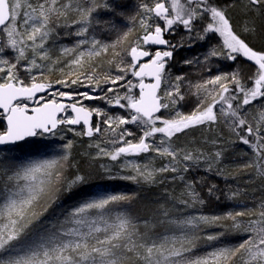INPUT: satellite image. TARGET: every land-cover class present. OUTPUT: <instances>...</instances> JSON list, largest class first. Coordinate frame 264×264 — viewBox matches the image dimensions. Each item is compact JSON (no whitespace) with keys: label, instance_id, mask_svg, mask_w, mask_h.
<instances>
[{"label":"snow or ice","instance_id":"1","mask_svg":"<svg viewBox=\"0 0 264 264\" xmlns=\"http://www.w3.org/2000/svg\"><path fill=\"white\" fill-rule=\"evenodd\" d=\"M60 30L78 39L54 51ZM196 47L198 79L174 75ZM0 125V264H264V0H0ZM94 181L165 203L141 220Z\"/></svg>","mask_w":264,"mask_h":264},{"label":"trees","instance_id":"2","mask_svg":"<svg viewBox=\"0 0 264 264\" xmlns=\"http://www.w3.org/2000/svg\"><path fill=\"white\" fill-rule=\"evenodd\" d=\"M64 30H60V36L55 39V42L53 43V50L55 51L58 49L60 46H68L71 44H75L76 40L78 39L75 36H67L63 34ZM52 43V41H50ZM185 58V56H184ZM56 77L53 76L52 79L54 80ZM130 79H133L135 82L136 79L134 77H129ZM138 91V90H136ZM90 101H86L89 106H96L100 105L97 103H88ZM3 126L0 125V130H2ZM76 152H79V150H75ZM242 157L238 158L239 163H242L243 161L241 160ZM97 165L102 164L101 162L97 161ZM81 166H84V162L81 161ZM199 175H204L203 172H200ZM208 179L219 185L220 187H224L225 181L221 179L220 177H214V176H209ZM247 179V177H241L236 181L233 180H228L227 183L233 187H235L237 184H239L241 187L244 186V181ZM2 183V182H0ZM101 185V187L97 188L95 185ZM116 188L120 191V193L128 194V195H133L135 194V199L128 205H125V207L132 213V215L140 217L141 220L144 219H149L151 220L153 215L156 213V208L158 207L157 201L159 200V203H165L164 195H163V187L164 186H146V185H138L134 184L130 181H122L121 183L118 181H111V182H105V181H94L93 182V190L97 189H103V188ZM177 192H179V189H176ZM249 192H250V197L251 196H259L260 193L259 191H252V186H249ZM5 193L0 187V201L3 199ZM75 201H71L68 197H63L60 203L64 206H69L71 203H74ZM170 206V205H169ZM56 208V205L53 206V209H50L49 212L43 217V219L47 220L53 215V210ZM231 210L230 208V202L224 201L223 198L221 201H216V200H210L208 205L202 209L203 212L209 213V214H221L226 211ZM158 231H162V228H158ZM234 242L238 240L237 237H232L231 238Z\"/></svg>","mask_w":264,"mask_h":264},{"label":"rangeland","instance_id":"3","mask_svg":"<svg viewBox=\"0 0 264 264\" xmlns=\"http://www.w3.org/2000/svg\"><path fill=\"white\" fill-rule=\"evenodd\" d=\"M116 23L121 24V21L117 20ZM123 23H126V22H123ZM98 38H106V36L104 34H101V35H98ZM107 38L114 39L115 38L114 33L111 34L110 36H108ZM213 42L214 43L217 42V39L214 38V41ZM73 45L74 44H71V45H68L67 47H71ZM256 46L257 47L260 46L259 42L256 44ZM200 51H202V49L200 47H196V48H193L191 50L190 49H181V50L175 52L174 53V59H173L172 65H171L173 74L175 75V74L180 73V72H183V71H189L190 72V76L193 78L194 81H195V79H198L199 69L198 68H195V67H193L191 69H184V68L181 67V61L184 59V56L185 57H191L196 52H200ZM239 64L242 65V66H246V62L244 60H240L239 61ZM215 69H216V67H213V70H212L213 73H215L214 72ZM219 70H227V67L225 66V62L220 61V63H219ZM209 74L210 73H204L205 76H207ZM94 102L97 103V104H100V105H96V106H98V107H104V104L101 101H90L88 103H94ZM29 104H30V107L31 106H35L34 105V102H29ZM191 107H192V105L191 104H188L182 110L184 112H188V111L191 110ZM110 111L113 112V113H115V114H121V115H124L125 114L124 110H121L119 108H112V109H110ZM96 120H97V118L95 117L94 122ZM78 127H81V126H78ZM127 127L135 128L134 125H129ZM68 138H71V139H74V140L77 141V145L78 146H77V148L75 150H79V151L81 150L80 147H79L80 143H84L86 145V143L88 141V138H86V137L83 139V141H81L80 138L74 137V136H72V134H68ZM183 139L184 138H182L180 141H177V142L178 143H182L183 142ZM56 143H57V145H59V144H61L63 142L57 141ZM128 159L137 160L139 163H142V164L148 162V157L147 156H142V157H128ZM244 159H246V158L242 157L241 160L243 161ZM98 161L101 162L102 164H108V165H111L112 163H114V162H111L110 160H108L107 158H102V159H100ZM161 163H162V161L159 158H157L156 161H155L156 166H159ZM118 182L121 183L122 181H118ZM95 191L101 192L102 194H113V193H120L121 190L118 191V189H116V188L114 189V188L111 187V188L97 189ZM3 199H4V197H3ZM3 199L0 201V203L3 202Z\"/></svg>","mask_w":264,"mask_h":264},{"label":"water","instance_id":"4","mask_svg":"<svg viewBox=\"0 0 264 264\" xmlns=\"http://www.w3.org/2000/svg\"><path fill=\"white\" fill-rule=\"evenodd\" d=\"M146 59H148V58H145V60ZM142 63L144 62V61H141ZM136 79V78H135ZM151 82V80L150 79H145V83H150ZM39 95V94H38ZM94 120H95V117H93V122H94Z\"/></svg>","mask_w":264,"mask_h":264},{"label":"flooded vegetation","instance_id":"5","mask_svg":"<svg viewBox=\"0 0 264 264\" xmlns=\"http://www.w3.org/2000/svg\"><path fill=\"white\" fill-rule=\"evenodd\" d=\"M154 50V49H153ZM191 50V49H190ZM220 61H217V64L219 65ZM214 72H217V68L214 70Z\"/></svg>","mask_w":264,"mask_h":264}]
</instances>
